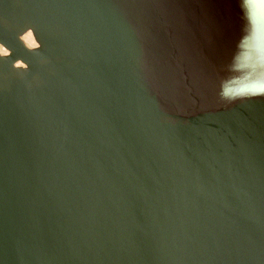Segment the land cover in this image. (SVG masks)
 I'll use <instances>...</instances> for the list:
<instances>
[{
  "label": "water",
  "instance_id": "water-1",
  "mask_svg": "<svg viewBox=\"0 0 264 264\" xmlns=\"http://www.w3.org/2000/svg\"><path fill=\"white\" fill-rule=\"evenodd\" d=\"M0 47V264H264L258 0H0Z\"/></svg>",
  "mask_w": 264,
  "mask_h": 264
},
{
  "label": "bare ground",
  "instance_id": "bare-ground-1",
  "mask_svg": "<svg viewBox=\"0 0 264 264\" xmlns=\"http://www.w3.org/2000/svg\"><path fill=\"white\" fill-rule=\"evenodd\" d=\"M21 41L24 43V45L26 47H34V46H36V43L33 40V37H32V35H31V33L29 31L25 32L21 36ZM6 53H7V51L0 47V54H6ZM17 64H18V62H17Z\"/></svg>",
  "mask_w": 264,
  "mask_h": 264
},
{
  "label": "clouds",
  "instance_id": "clouds-1",
  "mask_svg": "<svg viewBox=\"0 0 264 264\" xmlns=\"http://www.w3.org/2000/svg\"><path fill=\"white\" fill-rule=\"evenodd\" d=\"M258 3L264 5V0H258ZM259 94H264V82L259 83Z\"/></svg>",
  "mask_w": 264,
  "mask_h": 264
}]
</instances>
